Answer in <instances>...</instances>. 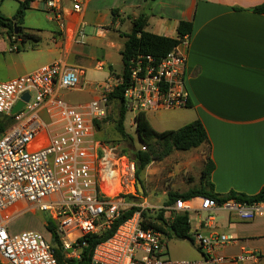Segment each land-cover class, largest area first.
I'll list each match as a JSON object with an SVG mask.
<instances>
[{
  "label": "built area",
  "instance_id": "built-area-1",
  "mask_svg": "<svg viewBox=\"0 0 264 264\" xmlns=\"http://www.w3.org/2000/svg\"><path fill=\"white\" fill-rule=\"evenodd\" d=\"M73 9L81 11V2L71 0ZM50 18L65 27L62 0H44ZM82 22L78 36L85 35ZM189 34L180 44H187ZM179 44V45H180ZM177 45L166 56L156 59L138 53L128 63L129 85L124 91L132 124L140 112L182 108L189 104L185 83L187 54ZM19 46L11 44L10 50ZM80 71L63 59L41 65L35 70L9 80L0 79V117H12L10 126L0 134V262L1 264H60L51 241L34 229L12 232L9 223L19 214H6L18 202L48 212L54 220L66 257L79 259V237L101 233L110 228L123 210L139 208L121 223L111 237L96 245L91 264H167L163 259L162 232L142 226L141 212L154 210L145 205L137 187L136 163L128 154L94 136L95 121L106 117L109 95L121 78L109 76L99 85L100 94L87 103L72 104L61 92L79 88ZM30 97L12 114L22 95ZM3 115V116H1ZM97 126V125H96ZM146 150V146H142ZM117 187L115 194L104 185ZM168 216L179 212L223 209L239 218L251 220L264 215V201L255 203L196 196L163 205ZM158 208V209H160ZM212 218V217H210ZM226 233L205 235L193 232V239L205 249L204 264L224 260L212 257V250L233 240ZM239 260H258L246 251Z\"/></svg>",
  "mask_w": 264,
  "mask_h": 264
},
{
  "label": "crops",
  "instance_id": "crops-1",
  "mask_svg": "<svg viewBox=\"0 0 264 264\" xmlns=\"http://www.w3.org/2000/svg\"><path fill=\"white\" fill-rule=\"evenodd\" d=\"M79 1L81 11H75L71 0H62L63 29L49 16L58 27L51 35L55 48L49 51H59L50 62L63 59L81 75L87 62L99 69L106 66L109 76H114L113 65L119 55L122 57L126 39L120 27L128 21L132 28V19L141 13L148 15L146 30L169 37L177 36L180 21L192 23L188 43L179 48L187 54L188 107L194 119L205 125L210 146L186 151L199 159L200 175L205 159L212 157L215 167L211 181L215 192L256 194L264 185V13L253 8L264 0ZM44 7V0H35L29 10ZM115 8L118 11L113 14ZM82 22L88 47L84 37L78 36ZM29 30L41 36L39 31ZM17 40L21 39L0 38L1 80L43 65L33 64L19 50L11 51V44L16 45ZM78 89L93 92V98L100 94L99 87L96 90L90 84ZM26 207L25 202H18L6 214H20ZM190 222L191 234L198 231L208 235L215 231L234 237L213 248L212 257L224 258L214 264H264V215L244 220L234 212L212 208L190 212ZM164 248L167 264H204L205 249L189 239H165ZM246 251L256 253L259 259L239 260Z\"/></svg>",
  "mask_w": 264,
  "mask_h": 264
},
{
  "label": "trees",
  "instance_id": "trees-1",
  "mask_svg": "<svg viewBox=\"0 0 264 264\" xmlns=\"http://www.w3.org/2000/svg\"><path fill=\"white\" fill-rule=\"evenodd\" d=\"M35 0H19V7L13 18L4 16L0 12V26L6 29L9 40L21 39L25 42L28 39L38 41L41 36L24 27V18L26 11L31 7ZM118 8L112 9L114 14ZM253 11L264 13V2L255 6ZM148 25V15L145 13L139 14L132 19V28L129 32H124L126 38L121 50L123 60V71L117 77L121 78L119 84L114 88V91L109 95V103L116 102L118 106L119 117L116 120V128L123 139L127 141L126 146L121 149V153L128 154L136 163V179L138 182L142 180L141 174L153 159H162L170 155L174 150L186 151L201 145L210 146V139L207 129L200 119H194L176 129H168L163 131L156 130L149 119L147 113L140 112L135 118V131L138 140L142 146H146V150L136 148L134 138L126 131L125 121L127 110L124 102V91L129 85V60L138 53H146L153 55L156 59H160L171 52L177 45L181 43L184 35L191 34L193 25L189 21H180L177 27V36L169 37L146 30ZM16 29L18 30L17 32ZM12 123V117L6 119L0 117V134H2ZM99 127V122H95ZM215 164L212 157L209 155L205 159V166L201 173L200 188H190L185 192L171 191L168 194L164 205H172L178 199H191L196 196H207L214 198L219 203L228 199H235L239 202L248 204L264 201V185L256 194H246L230 190L226 194H219L214 190V184L211 181V174ZM139 208L132 206L122 211L120 216L116 218L110 228H107L101 233H89L79 237L81 245V257L68 258L65 256L59 235L56 231L54 220L47 215L45 217V226L52 234V243L54 246L55 255L60 264H91L92 253L94 248L100 242L108 239L113 235L118 226L125 220L130 218ZM142 226L144 228H153L162 232L165 239L178 238L189 239L194 242L193 234H191L190 213L179 212L173 218L168 216L164 208L157 210L145 209L141 212ZM1 264V262H0Z\"/></svg>",
  "mask_w": 264,
  "mask_h": 264
},
{
  "label": "rangeland",
  "instance_id": "rangeland-1",
  "mask_svg": "<svg viewBox=\"0 0 264 264\" xmlns=\"http://www.w3.org/2000/svg\"><path fill=\"white\" fill-rule=\"evenodd\" d=\"M18 7L19 0H0V12L6 17L13 18ZM24 23V27L39 31L43 37L38 41H34L33 39H28L25 42L21 40L15 41L16 45L20 47L18 50L23 54L22 56L31 59L33 64H46L54 57H57L59 51L55 50L50 52L49 48H55L51 35L52 32L57 31L58 27L55 22L49 18L47 8L28 9L26 11ZM130 29L131 23L128 21L120 27V31L122 32L130 31ZM6 37H8L6 29L0 26V38L4 39ZM83 42L86 47H88L89 42L87 36L84 37ZM84 65H86V68L80 77L79 86L90 84L92 88L97 90L100 83L104 82L110 75L109 69L106 66L99 69L95 64L92 63L88 65L87 62ZM113 68L114 73L112 75L117 76L122 73L123 60L120 55L118 56V60L114 62ZM61 94L66 100L75 104L87 103L91 101L94 96L93 92L89 90H79L78 88L62 91ZM118 117L117 103L112 101L109 104L106 117L101 120H96L99 122V127H97L95 123L94 136L108 146L115 148L117 153H121V149L126 146L127 141L123 139L117 131L116 120ZM147 118L156 130L163 131L176 129L194 120V115L192 109L185 106L182 108L160 109L154 112L150 111L147 112ZM131 119L132 112L127 111L125 121L126 131L133 136L135 147L142 148L135 131V124H132ZM206 154H208V152L205 150L204 155ZM141 177L142 180L140 183L144 186V198L142 200H145L146 206H156L154 210L164 205L171 191L185 192L190 188L202 187L199 159L196 156L190 155L188 151L174 150L170 155L162 159H153L141 174ZM105 186H107V184L104 185V188ZM47 215L48 212L30 207L12 219L9 224L10 230L16 232L30 229L38 230L48 241L52 242V234L45 226V217Z\"/></svg>",
  "mask_w": 264,
  "mask_h": 264
},
{
  "label": "water",
  "instance_id": "water-1",
  "mask_svg": "<svg viewBox=\"0 0 264 264\" xmlns=\"http://www.w3.org/2000/svg\"><path fill=\"white\" fill-rule=\"evenodd\" d=\"M17 31H18V30L16 29L15 32H17ZM29 97H30L29 93H28V92H25V93L22 95L21 99H19V100L17 101V103L15 104V106L13 107V109H12V111H11L12 114H14V113H16L17 111H19V110L23 107L25 101H28V100H29ZM137 187H138V189H139V191H140L141 193H144V186H143L142 183L138 182V183H137Z\"/></svg>",
  "mask_w": 264,
  "mask_h": 264
},
{
  "label": "bare ground",
  "instance_id": "bare-ground-1",
  "mask_svg": "<svg viewBox=\"0 0 264 264\" xmlns=\"http://www.w3.org/2000/svg\"><path fill=\"white\" fill-rule=\"evenodd\" d=\"M105 188V191L109 194H115L119 190L117 187H110L109 185L105 186Z\"/></svg>",
  "mask_w": 264,
  "mask_h": 264
}]
</instances>
